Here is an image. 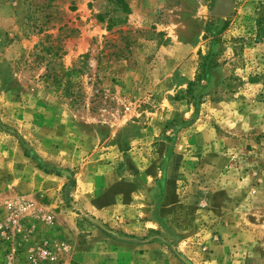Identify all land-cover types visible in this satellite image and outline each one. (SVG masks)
I'll use <instances>...</instances> for the list:
<instances>
[{
  "label": "rangeland",
  "instance_id": "rangeland-1",
  "mask_svg": "<svg viewBox=\"0 0 264 264\" xmlns=\"http://www.w3.org/2000/svg\"><path fill=\"white\" fill-rule=\"evenodd\" d=\"M230 3L0 0V206L52 264L117 235L150 264H264V0Z\"/></svg>",
  "mask_w": 264,
  "mask_h": 264
},
{
  "label": "built area",
  "instance_id": "built-area-1",
  "mask_svg": "<svg viewBox=\"0 0 264 264\" xmlns=\"http://www.w3.org/2000/svg\"><path fill=\"white\" fill-rule=\"evenodd\" d=\"M26 207L9 202L0 206V264H16L21 259L20 248L28 249L27 264H52L54 255L49 251V241L40 239L30 246L29 231L23 225Z\"/></svg>",
  "mask_w": 264,
  "mask_h": 264
},
{
  "label": "crops",
  "instance_id": "crops-1",
  "mask_svg": "<svg viewBox=\"0 0 264 264\" xmlns=\"http://www.w3.org/2000/svg\"><path fill=\"white\" fill-rule=\"evenodd\" d=\"M37 150L41 154L45 153L44 148L38 144ZM87 195V193H85ZM82 208L86 212H89L96 216L97 218H103L105 215L104 209L97 207L92 201H82ZM68 230L74 229L76 232V227L73 225H64ZM134 226V225H133ZM129 225L118 226L120 230L124 233H129L134 227ZM65 228V227H64ZM85 243L78 245L79 247L71 248L72 254L71 258L77 264H150L149 253H144V256H136L135 250L138 249H126L124 248L125 239L121 236H116L113 240L103 241V237L96 239L95 241L91 236L86 237ZM98 242V245L94 246L93 243ZM143 248H148L147 246ZM140 249V248H139ZM138 249V250H139ZM70 251V252H71ZM128 260V262H126ZM130 261V262H129ZM166 264H175L173 259H168Z\"/></svg>",
  "mask_w": 264,
  "mask_h": 264
},
{
  "label": "trees",
  "instance_id": "trees-1",
  "mask_svg": "<svg viewBox=\"0 0 264 264\" xmlns=\"http://www.w3.org/2000/svg\"><path fill=\"white\" fill-rule=\"evenodd\" d=\"M212 66V59L209 57H202V59L199 62V70L196 76V80L190 84V88L189 91H191V88L193 86H196L197 83H199V81L201 80V75L203 74V72L209 70Z\"/></svg>",
  "mask_w": 264,
  "mask_h": 264
},
{
  "label": "water",
  "instance_id": "water-1",
  "mask_svg": "<svg viewBox=\"0 0 264 264\" xmlns=\"http://www.w3.org/2000/svg\"><path fill=\"white\" fill-rule=\"evenodd\" d=\"M231 9H232V4L230 3V0H217L215 14L218 16H222Z\"/></svg>",
  "mask_w": 264,
  "mask_h": 264
}]
</instances>
